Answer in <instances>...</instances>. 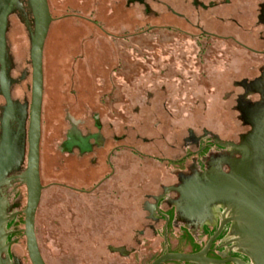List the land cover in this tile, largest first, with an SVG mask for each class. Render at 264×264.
Listing matches in <instances>:
<instances>
[{
  "label": "flooded vegetation",
  "instance_id": "af4514ba",
  "mask_svg": "<svg viewBox=\"0 0 264 264\" xmlns=\"http://www.w3.org/2000/svg\"><path fill=\"white\" fill-rule=\"evenodd\" d=\"M224 1L176 0L178 9L163 0H109L107 6L111 13L122 16L131 8H138L144 18L155 20L164 13L191 26L196 33L174 29L179 34H198L196 39H205V48L210 45L209 38L231 41L229 35L219 34H255L254 41L260 43L259 47L236 39L233 43L264 58V0L252 5L245 0L241 3L228 0L227 5ZM85 3V0H47L52 21L42 51V102L46 76L44 54L50 48L49 34L55 32L53 25L61 23L57 27L61 32L65 21L75 20L102 29L96 19L83 15L81 7L86 10ZM6 12L4 47L0 43V198L5 200L6 213L11 218L6 224L8 246L1 258L3 264H31L22 213L27 191L18 177L26 167L34 18L29 0H0V17ZM203 15L205 22L210 19L224 29L204 30L199 24ZM155 28L151 26L145 32ZM19 52L27 53V57L16 61ZM236 75L238 78H234ZM240 75L234 71L222 96L223 100L234 103L237 121L234 130L216 132L205 127L202 133L195 134L193 128L187 127L178 141L177 111L162 109L158 112L160 116L157 110L149 111L150 116L139 123L148 132H139L145 129L140 127L138 134H131L128 96L120 100L109 96L104 107L95 106L90 116L82 119L66 113L64 132L54 148L64 179L52 185L85 196L89 206L78 205L77 221L57 225L55 234L53 229H46L43 253L34 221L43 262L153 264L169 253L202 254V263L167 261L162 264H255L250 247L256 236L253 238V232H247V216L239 203L221 200L199 209L190 192L193 186L205 184L215 173L229 174L242 158L241 150L231 145H241L249 134L258 137L264 131V59L246 64ZM124 82L129 81L124 79ZM154 99L151 92H146L142 102L149 104ZM164 104L165 101L163 108ZM154 117L157 122L152 124L150 120ZM41 124L40 119V129ZM259 160L264 163V159ZM133 162H136L135 170L131 169ZM39 178L42 194L45 185L40 173V146Z\"/></svg>",
  "mask_w": 264,
  "mask_h": 264
},
{
  "label": "rangeland",
  "instance_id": "374dc122",
  "mask_svg": "<svg viewBox=\"0 0 264 264\" xmlns=\"http://www.w3.org/2000/svg\"><path fill=\"white\" fill-rule=\"evenodd\" d=\"M163 1L176 9L180 8L176 0ZM234 1L241 3L244 0ZM245 1L252 5L260 0ZM85 2L86 10L83 5L81 7L83 15L96 19L102 29L85 22L79 24L75 20H68L63 23L62 31L58 32L57 27L61 23H55V28L52 27L55 32L49 34L52 38L50 48L44 54L46 76L41 118L40 173L45 188L35 216L41 253L46 249V229H53L55 234L57 225L77 221L78 205L89 206L85 196L52 185L64 179L56 163L54 148L64 132L66 113L72 118L82 119L90 116L95 106L104 107L109 96H113V99L117 97V100L128 96L131 134H138L140 127L145 128L139 123L150 116L149 111L157 110L159 115L162 109L177 111L178 141L185 134L186 127L193 128L195 134L202 133L205 127L216 132L234 130L237 128L234 103L223 100L222 96L227 92L225 89L228 90L234 71L241 73V77L246 64L264 59L233 43L236 39L259 47L260 43L254 41L255 34H219L229 35L231 41L209 38L210 45L205 48V39L198 41V34H179L174 29L196 33L191 26L164 13L155 20L152 17L144 18L138 8H131L122 16L110 12L107 6L109 0ZM224 2L228 4V0ZM71 9H74L73 6ZM235 10H232L233 15L236 14ZM199 24L207 31L219 32L224 29L210 19L205 22V15L199 19ZM151 26L157 28L146 33ZM26 57L27 53L19 52L16 61ZM124 79L129 81L126 82L128 84ZM146 92L155 96V102H142ZM162 101L166 103L165 108ZM161 116H164V111ZM150 122L155 124L157 119L154 117ZM144 131L148 132L147 127L139 132ZM133 164L131 169L135 170L136 162ZM85 203L87 205H83Z\"/></svg>",
  "mask_w": 264,
  "mask_h": 264
},
{
  "label": "water",
  "instance_id": "95a60500",
  "mask_svg": "<svg viewBox=\"0 0 264 264\" xmlns=\"http://www.w3.org/2000/svg\"><path fill=\"white\" fill-rule=\"evenodd\" d=\"M29 2L34 18V32L30 47L32 69L31 104L27 132L26 167L18 179L26 186L27 191L26 206L22 213L24 215V233L28 256L31 264H45L37 247L34 221L42 190L39 178L40 119L43 89L42 51L52 19L47 0H29ZM7 13L2 14L0 17V43L2 47L5 45L4 34L7 26ZM219 145L222 147L228 146L227 144ZM231 146L242 152V158L238 165L231 169L229 174L222 175L218 172L214 176L211 175L205 184L193 186L190 192L194 194L195 206L199 209L221 200H234L239 203L247 216V232H253L252 237L256 236V238L253 237L250 247L253 250V256L251 257H253L255 264H264V163L259 160L264 159V131H260L258 137L249 134L245 137L243 144ZM234 194H237L235 199L233 198ZM9 218L11 216L6 213V202L0 198V264H3L1 253L5 252L8 246L5 244V239L8 235L6 224ZM202 256V254L167 253L153 264H162L167 261L202 263ZM6 257L8 260L7 254Z\"/></svg>",
  "mask_w": 264,
  "mask_h": 264
}]
</instances>
